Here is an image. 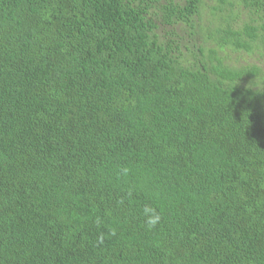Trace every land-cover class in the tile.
Listing matches in <instances>:
<instances>
[{
    "label": "trees",
    "instance_id": "16d2710c",
    "mask_svg": "<svg viewBox=\"0 0 264 264\" xmlns=\"http://www.w3.org/2000/svg\"><path fill=\"white\" fill-rule=\"evenodd\" d=\"M0 264H264V0H0Z\"/></svg>",
    "mask_w": 264,
    "mask_h": 264
},
{
    "label": "clouds",
    "instance_id": "9594fccd",
    "mask_svg": "<svg viewBox=\"0 0 264 264\" xmlns=\"http://www.w3.org/2000/svg\"><path fill=\"white\" fill-rule=\"evenodd\" d=\"M122 173L124 175H127L128 169L127 168L122 169ZM118 175H119V173H118ZM142 215L145 218L144 223H145L146 227L149 229L154 228L161 220V216L156 211V209L151 207V206H148V205H145L143 207ZM103 241H104V236L101 235L99 237V243H103Z\"/></svg>",
    "mask_w": 264,
    "mask_h": 264
},
{
    "label": "rangeland",
    "instance_id": "374dc122",
    "mask_svg": "<svg viewBox=\"0 0 264 264\" xmlns=\"http://www.w3.org/2000/svg\"><path fill=\"white\" fill-rule=\"evenodd\" d=\"M232 57H233V58H236L237 56H236V54H232Z\"/></svg>",
    "mask_w": 264,
    "mask_h": 264
}]
</instances>
